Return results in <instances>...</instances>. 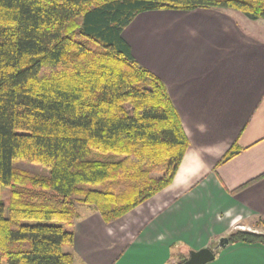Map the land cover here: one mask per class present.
Here are the masks:
<instances>
[{"label":"trees","instance_id":"1","mask_svg":"<svg viewBox=\"0 0 264 264\" xmlns=\"http://www.w3.org/2000/svg\"><path fill=\"white\" fill-rule=\"evenodd\" d=\"M195 8L264 18V0H0V264H73L64 247L78 205L111 223L172 183L189 138L165 83L122 33L141 12ZM227 236L264 244L256 230Z\"/></svg>","mask_w":264,"mask_h":264},{"label":"crops","instance_id":"2","mask_svg":"<svg viewBox=\"0 0 264 264\" xmlns=\"http://www.w3.org/2000/svg\"><path fill=\"white\" fill-rule=\"evenodd\" d=\"M261 21L234 9H162L125 27L136 60L165 83L190 143L172 183L119 219L78 205L73 264H172L236 228L264 232V177L234 191L264 174ZM235 144L238 153L217 165ZM206 264H264V244L230 243Z\"/></svg>","mask_w":264,"mask_h":264},{"label":"rangeland","instance_id":"3","mask_svg":"<svg viewBox=\"0 0 264 264\" xmlns=\"http://www.w3.org/2000/svg\"><path fill=\"white\" fill-rule=\"evenodd\" d=\"M261 24V25H260ZM257 28L259 30L256 31V33H258V35H260L261 37H264V21H261ZM13 165L15 167H18V168H22V169H27V170H31V171H34V172H37V173H41V174H48L49 173V168L44 166V165H41L39 163H35V162H31V161H27V160H24V159H15L13 161ZM1 198L5 201V204H6V207H5V215H8V198H7V190L3 189L2 193H1ZM26 222L28 223H36L38 222V220H27ZM256 223V222H255ZM260 226V225H259ZM262 227V226H261ZM264 229V227H263ZM251 230V229H250ZM252 230H256L258 232H261V230H257V229H252ZM228 234V233H226ZM220 238V237H219ZM219 238H214L208 245L207 247H214V246H217L218 245V241H219ZM216 250V252H218V250L220 248H223V247H219V248H216L214 247ZM65 250H68L70 249L67 245L64 247ZM190 252V250H189ZM188 250H185V255H187L188 253ZM217 254V253H216ZM179 260V256L176 257L173 261L172 264H176ZM3 264H6V261L4 260L3 261Z\"/></svg>","mask_w":264,"mask_h":264},{"label":"water","instance_id":"4","mask_svg":"<svg viewBox=\"0 0 264 264\" xmlns=\"http://www.w3.org/2000/svg\"><path fill=\"white\" fill-rule=\"evenodd\" d=\"M230 244V240L228 236H221L218 241V245L215 246L216 248L219 247H226ZM215 248H210L204 246L199 249H191L187 259L182 264H206L215 259L216 253Z\"/></svg>","mask_w":264,"mask_h":264}]
</instances>
